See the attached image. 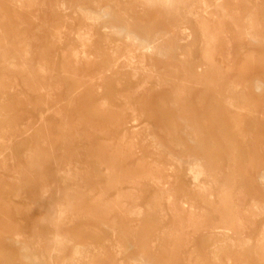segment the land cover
Returning a JSON list of instances; mask_svg holds the SVG:
<instances>
[{
  "label": "rangeland",
  "instance_id": "1",
  "mask_svg": "<svg viewBox=\"0 0 264 264\" xmlns=\"http://www.w3.org/2000/svg\"><path fill=\"white\" fill-rule=\"evenodd\" d=\"M261 175L264 0H0V264H264Z\"/></svg>",
  "mask_w": 264,
  "mask_h": 264
},
{
  "label": "bare ground",
  "instance_id": "2",
  "mask_svg": "<svg viewBox=\"0 0 264 264\" xmlns=\"http://www.w3.org/2000/svg\"><path fill=\"white\" fill-rule=\"evenodd\" d=\"M159 1H161V0H159ZM163 1V0H162ZM165 1V0H164ZM164 35V34H163ZM161 39V38H160ZM264 177V175H261V178H263ZM264 179V178H263ZM239 241H237V243H238ZM240 243V242H239ZM243 243V242H242ZM245 243V242H244ZM240 246L242 245V244H239ZM238 245V246H239ZM244 245V244H243ZM224 246V245H223ZM239 246V247H240ZM219 247H221L222 248V246H221V244H220V246ZM219 247H218V249H219ZM216 250V252H220V250L218 251L217 249H215ZM222 250V249H221ZM216 254V253H215Z\"/></svg>",
  "mask_w": 264,
  "mask_h": 264
}]
</instances>
